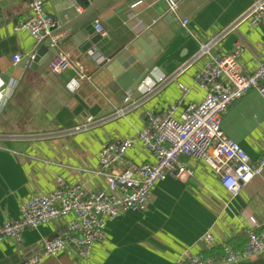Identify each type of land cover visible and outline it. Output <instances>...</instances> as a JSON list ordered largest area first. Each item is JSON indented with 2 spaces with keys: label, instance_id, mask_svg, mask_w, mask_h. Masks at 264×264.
<instances>
[{
  "label": "crops",
  "instance_id": "1",
  "mask_svg": "<svg viewBox=\"0 0 264 264\" xmlns=\"http://www.w3.org/2000/svg\"><path fill=\"white\" fill-rule=\"evenodd\" d=\"M58 1L44 0L48 13L57 20ZM179 1L180 15L190 20L187 30L173 20L164 2L113 0L99 17L108 29L101 45L82 53L78 35L74 37L71 31L58 35V51L79 61L89 77L85 82H92L101 61L118 48L109 32L127 52L139 37L151 33L156 48L146 43L141 51L164 52L130 103L125 99L118 103L111 94L96 99L78 94L80 75L76 70L56 76L47 65L39 71L28 68L27 59L35 54L37 42L17 26L31 15L30 4L27 0H0V225L18 219L21 205L32 196L54 191L58 179L81 185L87 193L104 190L105 177L99 171V152L104 144L143 129L147 110L163 112L182 97L183 106L202 101L195 75L208 65L209 57L195 60L201 44L235 23L258 0ZM95 26L88 27L91 36L97 34ZM60 27L58 20L51 34ZM238 42L244 46L242 67L254 71L264 62V25H240L213 51L231 54ZM16 55L22 56L17 63ZM146 83L158 86L156 93L145 98L143 106L124 110L142 97ZM120 110L126 113L119 116ZM221 126L225 136L252 162L263 156L264 99L257 91H249L232 104ZM127 158L136 164L155 162L142 145L129 150ZM184 162L193 175L186 181L169 176L154 187L145 211L109 220L105 238L94 245L89 258H81L71 248L41 264H175L187 251L212 253L220 259L217 255H222L225 245L243 250L251 231L250 219L264 223V171L237 197H230L208 166L190 159ZM68 221L64 218L27 229L21 245L4 241L0 244V264H24L38 252L44 239L61 236ZM207 232L215 239L212 249L202 241ZM245 264H264V255Z\"/></svg>",
  "mask_w": 264,
  "mask_h": 264
},
{
  "label": "built area",
  "instance_id": "2",
  "mask_svg": "<svg viewBox=\"0 0 264 264\" xmlns=\"http://www.w3.org/2000/svg\"><path fill=\"white\" fill-rule=\"evenodd\" d=\"M31 15L21 22L17 29L27 31L37 46L47 40L58 20L48 13L44 0H27ZM167 5L173 20L187 30L190 20L179 13V0H157ZM246 24L250 28L264 25V0L256 1L235 23L201 44L195 60L209 57L208 65L195 75L203 95L201 102L183 106V97L163 112L146 111V126L129 138L104 144L99 152V171L105 177L106 187L95 193H87L81 185L68 184L58 179L57 188L49 193H39L24 202L18 219L0 225V244L11 240L17 245L23 242L27 229L68 218L65 232L55 238L44 239L40 249L24 264H41L47 257L74 249L87 259L94 245L105 238L107 222L128 212L145 211L154 187L169 176L186 181L194 173L184 159H190L208 166L218 177L230 197H237L242 189L264 171V154L252 162L246 152L233 140L227 138L221 126L222 117L232 104L242 99L251 90L257 91L264 99V62L252 72L246 71L240 63L244 46L238 42L233 53L221 55L213 49L228 34ZM97 34L106 36L96 23ZM67 34L64 33L63 36ZM61 36L52 39L57 48ZM35 54L29 57L34 60ZM14 57V62L21 60ZM30 62L28 68H30ZM53 75L70 70L79 72V83L89 80L83 66L77 60L58 52L49 64ZM164 82L165 78H161ZM154 84H144L142 97L124 110L136 109L142 102L156 93ZM183 92L184 87L181 86ZM134 93V92H133ZM133 93L125 98L130 103ZM124 110L118 115H124ZM125 112V113H124ZM142 145L155 159L154 163L136 164L127 158L129 150ZM251 231L243 250L229 245L223 247V257L217 259L204 254L187 251L175 264H245L264 255V223L251 218ZM208 249L215 246L211 232L202 238Z\"/></svg>",
  "mask_w": 264,
  "mask_h": 264
},
{
  "label": "water",
  "instance_id": "3",
  "mask_svg": "<svg viewBox=\"0 0 264 264\" xmlns=\"http://www.w3.org/2000/svg\"><path fill=\"white\" fill-rule=\"evenodd\" d=\"M113 0H60L57 2L56 11L58 20L61 24L60 29L51 34V36L38 46L35 51V57L32 62L27 59L26 65L30 62V69L39 71L45 65L49 66L51 61L57 56L58 48L52 47V39L58 35H62L67 31H71L74 37L81 42V52L86 53L101 45L104 41L99 34L90 35L88 27L93 24H99L103 30L107 31V27L99 20L101 14L106 10L108 4ZM79 9L83 13H79ZM80 29L81 33L77 34ZM91 36V37H90ZM109 36L118 45L106 60L101 61L98 69L92 79V82H82L78 85V94H89L93 99L101 98L103 95H115L118 103L125 99L129 93L136 91L138 86L152 71L153 67L161 57L164 49H156V53L149 50L147 54L141 51L145 48L144 44L156 48L155 38L151 33L147 32L139 37L131 44V51L127 52L126 46L119 42L109 32ZM152 42L149 43L148 41ZM99 100V99H97ZM104 100L105 99H100ZM115 103V102H114Z\"/></svg>",
  "mask_w": 264,
  "mask_h": 264
},
{
  "label": "trees",
  "instance_id": "4",
  "mask_svg": "<svg viewBox=\"0 0 264 264\" xmlns=\"http://www.w3.org/2000/svg\"><path fill=\"white\" fill-rule=\"evenodd\" d=\"M208 256L215 257L214 255H212V253H211V254H209ZM217 257H218V258H220V259L223 257V250H222V255H217Z\"/></svg>",
  "mask_w": 264,
  "mask_h": 264
},
{
  "label": "bare ground",
  "instance_id": "5",
  "mask_svg": "<svg viewBox=\"0 0 264 264\" xmlns=\"http://www.w3.org/2000/svg\"><path fill=\"white\" fill-rule=\"evenodd\" d=\"M241 62V61H240ZM242 66V65H241ZM101 176V175H100ZM150 204V203H149ZM57 237V236H56Z\"/></svg>",
  "mask_w": 264,
  "mask_h": 264
}]
</instances>
